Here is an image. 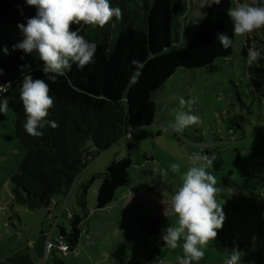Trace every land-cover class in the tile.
Segmentation results:
<instances>
[{
    "label": "rangeland",
    "instance_id": "374dc122",
    "mask_svg": "<svg viewBox=\"0 0 264 264\" xmlns=\"http://www.w3.org/2000/svg\"><path fill=\"white\" fill-rule=\"evenodd\" d=\"M191 1L189 24L193 25L209 0ZM237 3L256 6L254 0H235ZM246 35L250 37L249 49L264 54V27ZM21 39L17 24H0V59L11 54L12 46ZM243 40L244 36L235 35L234 53L229 59H216L210 66L176 71L169 77L162 92L154 97L152 123L132 132L131 138L128 134L117 140L79 172L60 217L64 194L57 195L61 205L51 211L53 217L45 209L29 211L16 206L20 222L15 216L8 218L12 215L9 176L23 151L13 138L12 112H0V252L29 249L37 253L44 249L47 236L53 233L51 238L58 237V229H54L58 223L65 234L72 225L76 228V243L59 255L61 264H179L177 257L184 255V240L178 241L176 249L168 248L161 239L162 229L177 224L178 217L167 205L182 185V174L193 166L191 155L199 153L214 161L205 170L216 179L215 199L226 219L222 229L217 230V238L203 249L204 257L193 264H225L233 249L240 252L239 264H264L260 260L264 255V95L253 90L242 74L244 61L238 53ZM5 47L8 55L2 51ZM241 79L243 103L232 94L230 83H240ZM181 98L196 101L192 108L200 122L181 134L170 128L165 132L164 128L175 122ZM127 143L132 144L129 150ZM126 154L131 161L126 183L117 188L114 202L95 210L101 180L98 174ZM173 163L180 165L179 173L171 171ZM158 181L170 186L152 189ZM78 197L84 206L78 204ZM141 215L160 219L158 235L141 234ZM39 260V264H54L52 255L43 251Z\"/></svg>",
    "mask_w": 264,
    "mask_h": 264
},
{
    "label": "trees",
    "instance_id": "16d2710c",
    "mask_svg": "<svg viewBox=\"0 0 264 264\" xmlns=\"http://www.w3.org/2000/svg\"><path fill=\"white\" fill-rule=\"evenodd\" d=\"M254 1L256 6L264 7V0ZM109 3L121 9L119 19L113 17L102 29L83 23L72 26L73 30L80 29L79 34L87 41L96 44L94 62L82 70L72 63L71 71L52 83L44 76L43 62L35 52L25 54L17 50L0 59L3 69L0 85L6 89L0 91V101L6 100L7 109L13 114V138L23 151L9 176L12 215L8 218L15 216L20 222L16 206L29 211L45 209L48 215L57 195H65L79 172L101 151L152 123L156 112L154 97L162 92L169 77L176 71L210 66L216 59L227 60L234 53L233 21L227 13L231 5L235 8V0H222L211 6L208 3L193 25L189 24L191 0H109ZM35 14V7L26 6V0H0L1 25L26 24L27 18ZM217 33L229 36L232 46L224 49ZM249 44L250 37L245 35L238 53V58L244 61L242 74L253 90L258 89L264 95V54L249 64ZM133 60L142 62L143 68L138 82L130 84L136 71ZM23 66H30L33 79H45L54 100L46 119L55 121L58 127L46 126L39 137L28 135L23 127L26 117L19 98L20 88L23 75L29 74V68ZM230 83L232 94L243 103L239 90L243 88L242 79L240 83L233 80ZM126 147L129 150L132 144L127 143ZM130 162L126 154L108 163L104 172L98 174L101 180L95 194V210L115 201L117 188L128 179ZM169 186L158 181L151 188ZM76 200L84 206L81 197ZM138 225L143 235H158L161 231L157 217L141 215ZM55 227L71 250L76 243V228L72 225L65 234L63 227ZM260 260L264 263V255ZM53 261L61 264L57 255Z\"/></svg>",
    "mask_w": 264,
    "mask_h": 264
},
{
    "label": "clouds",
    "instance_id": "9594fccd",
    "mask_svg": "<svg viewBox=\"0 0 264 264\" xmlns=\"http://www.w3.org/2000/svg\"><path fill=\"white\" fill-rule=\"evenodd\" d=\"M222 0H209L208 6L219 5ZM26 6L35 7L36 14L27 18V22L18 23L22 39L12 46L13 51L25 54L35 52L43 62L42 72L47 80L56 83L58 77L71 71L72 63L82 70L94 62L96 44L87 41L79 34L80 29L73 30V25H92L98 28L104 26L113 17L119 19L122 15L119 7H111L109 0H26ZM23 15V10L21 9ZM227 15L233 21V33L245 36L264 27V7L253 6L249 3H237L235 8L229 9ZM217 40L224 49L232 46V40L225 33H217ZM9 54L7 47L2 49ZM23 59V57H21ZM261 58V52L249 49L248 63L252 64ZM136 71L130 77L129 83L135 84L142 74L143 63L131 61ZM23 75L20 88V101L25 111L26 133L32 137H39L40 131L46 126L57 128L58 124L46 119L49 109L54 107V100L49 95L50 87L45 79H33L30 74ZM23 72V68H22ZM3 69L0 68V76ZM0 91H6L0 85ZM194 99L179 101V110L175 122L164 131L181 134L190 126L200 122V118L193 113ZM187 109V110H185ZM7 110V101H0V112ZM129 138L131 135L129 133ZM192 165L181 176L182 185L172 195L167 205L178 217L176 226L169 225L162 229L161 239L164 246L171 249L178 247V241L183 238L184 255L177 257L179 264H193L204 257L203 249L209 241L217 238V230L222 229L226 215L221 205L216 202L218 191L215 177L208 173L206 167L213 166V159L207 155L193 153L190 157ZM171 171L179 173L180 165L173 163ZM240 252L233 249L225 264H239Z\"/></svg>",
    "mask_w": 264,
    "mask_h": 264
},
{
    "label": "crops",
    "instance_id": "0c3cea01",
    "mask_svg": "<svg viewBox=\"0 0 264 264\" xmlns=\"http://www.w3.org/2000/svg\"><path fill=\"white\" fill-rule=\"evenodd\" d=\"M134 195L137 196L136 194H134ZM69 196L70 195H68V192H67L65 194V199L63 201V208L60 211L59 217L63 214L64 207L69 202ZM60 203H61L60 199L58 197H56V200L53 203L52 207L48 210L49 214L51 215L50 217H53L51 214V211L54 212L55 207L58 205H61ZM68 216L70 217L71 213H68ZM55 225L60 226L58 223ZM61 227H63V226H61ZM54 229H56L55 226H54ZM54 229L52 231H54ZM58 236H59V234H58ZM49 237H53V233H51L50 236H47L46 241ZM46 241H45V243H46ZM29 245H32V244H29ZM42 251H43V253L46 252L45 247H44V249H42L40 251H36L37 253H35V252L31 253V251L29 249L10 250L9 252L3 251V252H0V264H39V261H40L39 259H40ZM46 253L51 254L53 260H54V255L58 256L57 252L54 250H51V251L46 252Z\"/></svg>",
    "mask_w": 264,
    "mask_h": 264
},
{
    "label": "built area",
    "instance_id": "2783aa9c",
    "mask_svg": "<svg viewBox=\"0 0 264 264\" xmlns=\"http://www.w3.org/2000/svg\"><path fill=\"white\" fill-rule=\"evenodd\" d=\"M51 250L56 251L58 256H59L65 252L69 251L70 246H69V243L66 241V239L62 236H58L55 239L49 237L45 243V251L49 252ZM54 264H56V263H54Z\"/></svg>",
    "mask_w": 264,
    "mask_h": 264
}]
</instances>
